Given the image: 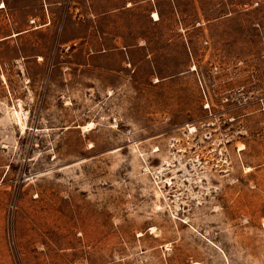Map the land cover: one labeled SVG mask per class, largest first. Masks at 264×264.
<instances>
[{
  "label": "rangeland",
  "instance_id": "374dc122",
  "mask_svg": "<svg viewBox=\"0 0 264 264\" xmlns=\"http://www.w3.org/2000/svg\"><path fill=\"white\" fill-rule=\"evenodd\" d=\"M0 264H264V0H0Z\"/></svg>",
  "mask_w": 264,
  "mask_h": 264
},
{
  "label": "bare ground",
  "instance_id": "6f19581e",
  "mask_svg": "<svg viewBox=\"0 0 264 264\" xmlns=\"http://www.w3.org/2000/svg\"><path fill=\"white\" fill-rule=\"evenodd\" d=\"M154 15L157 16V13H154ZM14 114L16 116V120L20 125L21 130H24L26 128V120L22 117V114L25 115V113L22 112V110L18 111V110H14ZM27 114V113H26ZM41 229V228H40ZM47 229V228H46ZM43 230V229H41ZM51 231V230H50ZM43 232V231H41ZM46 232V231H45ZM50 233V232H49ZM42 236V235H41ZM46 236V235H45ZM43 237V236H42Z\"/></svg>",
  "mask_w": 264,
  "mask_h": 264
}]
</instances>
